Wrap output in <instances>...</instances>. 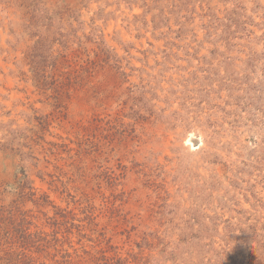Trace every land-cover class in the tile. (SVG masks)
<instances>
[{
	"label": "rangeland",
	"instance_id": "obj_1",
	"mask_svg": "<svg viewBox=\"0 0 264 264\" xmlns=\"http://www.w3.org/2000/svg\"><path fill=\"white\" fill-rule=\"evenodd\" d=\"M0 264H264V0H0Z\"/></svg>",
	"mask_w": 264,
	"mask_h": 264
}]
</instances>
